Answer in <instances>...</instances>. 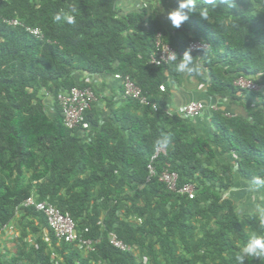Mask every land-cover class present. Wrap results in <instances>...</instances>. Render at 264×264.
<instances>
[{"label": "trees", "instance_id": "1", "mask_svg": "<svg viewBox=\"0 0 264 264\" xmlns=\"http://www.w3.org/2000/svg\"><path fill=\"white\" fill-rule=\"evenodd\" d=\"M230 2L197 0V11L172 34L153 11H126L118 0H0V227L24 210L33 230L45 228L51 238L29 247L22 232L16 253L0 255V264H55L54 251L62 258L58 264H237V243L242 246L253 232L264 234L254 212L239 215L225 196L234 173L247 182L264 177L263 95L251 93L260 101L246 115L212 110L213 131L206 136L188 119L166 112L169 80L178 77L176 64L185 52L206 70L211 96L240 100V92L248 91L235 86L239 75L263 81L264 0ZM200 10H207V19ZM61 11L75 15V24L54 21ZM13 18L40 27L44 39L4 21ZM158 32L180 48L173 62L160 66L149 62ZM200 39L210 49L199 58L189 42ZM79 71L129 74L158 109L128 98L106 121L94 106L88 110L89 133L69 129L57 95L91 86L75 78ZM43 87L54 99L51 114L43 98L47 92L40 95ZM164 136L171 141L167 155L157 160L158 170L169 167L180 183H195L194 198L170 191L158 178L146 183L156 141ZM218 155L228 158L223 174L213 167ZM30 196L69 212L79 231L88 228L84 235L99 240L96 250L85 255L60 241L44 213L22 206ZM132 215L138 221H130ZM200 220L213 225L198 238L194 222ZM111 231L135 251L114 247Z\"/></svg>", "mask_w": 264, "mask_h": 264}, {"label": "built area", "instance_id": "2", "mask_svg": "<svg viewBox=\"0 0 264 264\" xmlns=\"http://www.w3.org/2000/svg\"><path fill=\"white\" fill-rule=\"evenodd\" d=\"M4 21L12 26H23L30 34L37 38L44 39V33L40 27L27 25L19 18L4 19ZM189 49L190 51L197 53L200 58L204 51L210 49V44L204 39L190 40ZM179 52V47H175L164 41L162 32H158L155 40V48L150 54L149 62L158 66L169 64L177 58ZM115 78L120 81L123 87L124 99L132 98L137 100L143 106H149L155 110L158 109V104L144 94L142 88L136 83L131 75L116 74ZM234 84L241 91L246 90L248 93H264V81L255 80L246 75H239L235 79ZM160 89L165 90V86L161 85ZM46 94L50 95L48 92ZM57 100L63 111L64 125L69 129H79L85 134L89 133L91 124L86 120V112L91 110L98 100L94 88L91 86H73L69 89L60 91L57 95ZM207 108L211 111L221 109L219 103L208 105L203 100H192L178 107L176 111H172L166 107V112L170 116L174 113H178L185 119H194L201 116ZM225 114L227 116L234 115L227 111H225ZM167 153L168 150L166 145L156 147L148 164L146 183L151 182L154 178H158V180L164 183L170 191L185 195L189 198H194L197 191L195 183H180L178 172L169 169V167H163L160 171L158 170V158L161 155L166 156ZM22 206L34 207L36 210L44 213L49 227L60 241L73 243L87 253L96 250V244L99 240L84 235V232L89 231L88 228L84 229L83 232L79 231L72 215L69 212H63L54 203L48 200L41 201L35 196H30L23 202ZM108 240L114 247L122 251H135L134 246L127 244L114 231L109 232ZM144 261H147V257H144Z\"/></svg>", "mask_w": 264, "mask_h": 264}, {"label": "crops", "instance_id": "3", "mask_svg": "<svg viewBox=\"0 0 264 264\" xmlns=\"http://www.w3.org/2000/svg\"><path fill=\"white\" fill-rule=\"evenodd\" d=\"M119 6L128 11L146 7L153 11L164 26V28L174 34L178 31L172 27L167 19V13L177 8L176 0H118ZM199 73L193 75L179 73L177 78L169 80V98L167 108L176 111L181 105L192 100H203L208 105L219 103L220 108L232 114L246 115L249 105H255L260 101L258 95L251 93H241V99L232 101L228 97L211 96L208 94V78L206 70L202 65L199 66ZM75 78L79 81L89 83L96 91L98 100L94 105V111L102 121L109 120L115 110L120 108L125 100L121 89V83L110 73L91 74L88 72H76ZM259 78L264 81V70ZM264 99V93H261ZM257 96V97H256ZM211 110L207 108L203 114L194 119H188L194 125L199 135H210L213 126L210 122ZM6 228V227H4ZM3 228V229H4Z\"/></svg>", "mask_w": 264, "mask_h": 264}, {"label": "rangeland", "instance_id": "4", "mask_svg": "<svg viewBox=\"0 0 264 264\" xmlns=\"http://www.w3.org/2000/svg\"><path fill=\"white\" fill-rule=\"evenodd\" d=\"M49 88L43 87L40 91V95L47 92ZM46 102V108L48 112L53 113V105L54 99L51 95L43 96ZM231 157V156H230ZM228 160V158L218 155V159H216L213 167L220 174H223L224 163ZM234 184L231 189L226 193V197H229L232 200L235 211L239 215H244L247 213L254 212L253 209L257 204L264 205V191L262 192H251L248 190V183L246 180L238 177L237 174L234 173ZM104 215V212H103ZM121 217L124 218L123 210L120 211ZM130 221H138L134 215L128 217ZM31 216L27 215L24 210H19L14 220L6 226V228L0 227V255H3L5 258L12 257L16 251L18 250L19 245H21V241H19V237H21L22 232L27 233L26 241L29 244V247L32 245H36L38 238H44L48 243L51 242V238L49 237L48 230L45 228H41L38 231H34L31 224ZM197 225V237H201L202 233L213 225L211 222L206 223L204 220L195 221ZM36 225V224H35ZM239 247H241L240 243H237ZM180 250L183 251V246H180ZM83 254H87L86 251L82 250ZM53 258L55 260V264H58L62 261V258L58 256L57 252L54 251ZM94 264H100L95 262ZM103 264V263H102Z\"/></svg>", "mask_w": 264, "mask_h": 264}, {"label": "clouds", "instance_id": "5", "mask_svg": "<svg viewBox=\"0 0 264 264\" xmlns=\"http://www.w3.org/2000/svg\"><path fill=\"white\" fill-rule=\"evenodd\" d=\"M223 2L231 6L230 0H223ZM204 4H215L216 0H203ZM197 0H179L178 7L167 13V19L170 21L172 27L179 29L181 25L189 19L190 14L196 10ZM200 16L208 17L207 10H200ZM54 21H64L68 24H75L76 17L73 14L66 12H58L54 16ZM174 58V57H173ZM175 70L179 73H199V66L194 63V57L190 52H185L182 57H179V62L176 64ZM171 141L170 136H164L156 141L158 146L167 145ZM248 190L251 192L264 191V177L255 176L248 183ZM256 220L261 228H264V205L257 204L253 209ZM259 258L264 262V234L253 232L250 234L246 242L239 248V252L235 256L237 264H245L246 260H253Z\"/></svg>", "mask_w": 264, "mask_h": 264}]
</instances>
